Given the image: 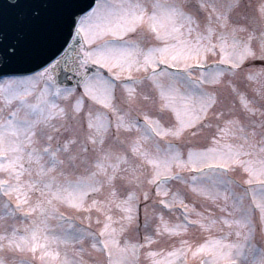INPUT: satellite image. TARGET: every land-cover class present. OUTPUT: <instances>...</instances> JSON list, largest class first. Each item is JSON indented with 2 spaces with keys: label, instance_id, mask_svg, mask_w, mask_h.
<instances>
[{
  "label": "snow or ice",
  "instance_id": "snow-or-ice-1",
  "mask_svg": "<svg viewBox=\"0 0 264 264\" xmlns=\"http://www.w3.org/2000/svg\"><path fill=\"white\" fill-rule=\"evenodd\" d=\"M73 51L77 82L62 87L55 73ZM0 95L12 108L0 109V264H34L38 250L46 264L53 243L85 240L104 257L94 264H264V249L240 259L264 232V0H3ZM213 127L206 145L186 139ZM77 161L86 175H54ZM64 205L88 220L94 210L96 231L73 227ZM17 212L34 217L22 233L6 225ZM49 219L72 232L50 235ZM197 227L221 235L183 238ZM165 237L181 238L153 250Z\"/></svg>",
  "mask_w": 264,
  "mask_h": 264
},
{
  "label": "rangeland",
  "instance_id": "rangeland-1",
  "mask_svg": "<svg viewBox=\"0 0 264 264\" xmlns=\"http://www.w3.org/2000/svg\"><path fill=\"white\" fill-rule=\"evenodd\" d=\"M255 1L256 0H246V2H251L252 4H255L256 3ZM146 38H148V36ZM140 43H141L142 46H145L142 42H140ZM70 57H73V56H70ZM71 62L72 61L70 59V63H68V65H67L66 68L72 67V63ZM258 65H261V62L260 61H259ZM259 67L260 66H257V68H259ZM62 68H65V67H61V68H59V69L56 70L55 76L58 74V72ZM242 74L243 73L238 74L237 78H235L238 85L240 84V76L243 77ZM62 81H65V80H62ZM253 86H255V84ZM239 87H241V86L239 85ZM246 94L248 95V97L250 99H252L254 97V96L251 97V94L250 93H247L246 92ZM256 99L258 100L257 97H256ZM233 102L235 103L237 109H239V100H238V98H235V100H233V97L231 95H229V103H233ZM59 103L61 104V106H64V107H67V105H68V102L67 101H64L63 99H61L59 101ZM12 107H15V104L14 103H13ZM0 109L3 110V112H4L5 115L7 114V112H9V111L12 110L11 107H6L5 106V104H4V98H3L2 95H0ZM213 123H215V122H213ZM215 131H216L215 127L211 128V129H205L204 132L201 135H199V136H197L195 138H190V139L188 137H186V139L191 140V142H192L193 145H195L197 147H201V146L206 145V144L209 143L210 136L212 134H214ZM257 131H259V129H257ZM236 139H237L236 137L229 136L227 138V141L226 142H229V143L236 142ZM257 139H259L258 136H257ZM221 140H222V142H224V138H221ZM59 171L60 170L58 169L57 173H54V175H57L58 180H60L61 182L65 181V180H75V179H78L79 177H81L82 175H86L85 165H83L82 163H80L78 161L77 162H73L72 164L66 163L65 166H64V169H63V171L65 173L63 176L59 175ZM230 174L232 175L233 179H235V180H238V179L240 180L241 179V174H240V171L239 170L235 171L234 173L232 172ZM27 178H28L27 177V174H25V176L23 177V179L26 180ZM171 186L172 187L179 186L181 188H184L185 187L184 185L180 184V182H177V181L172 182V185ZM244 187L246 188L248 186L245 185ZM244 187H237V188H235V191L236 192H243V190H241V188H244ZM121 191H123V188H121ZM250 196H251V193H249L248 197L245 200V204L246 205H247V203L250 200ZM33 198H35V197H33ZM100 198H102V196ZM186 202H192V197L189 196V199ZM220 202H222V199H221ZM195 203H196L197 211H203V210H205L206 205L204 204L203 201L197 200V201H195ZM12 206L15 207V200H14V198H13V201H12ZM65 210H66V205L60 207V211L61 212H64ZM75 211H77V210H75ZM64 214L66 216H71V214L68 213V212H64ZM77 214L79 216V223H78L77 226L83 227L85 229H89L90 231H96V229L98 227L97 224H96L97 213L94 210L91 213V216H92V219L91 220H88L86 218H83L82 216L85 214L83 212L81 213L80 211H78ZM211 214L214 215V216L221 215V213L219 212V209L218 208L212 209V213ZM2 215H3L2 209H0V216H2ZM177 215L178 214H174L173 215V220H172L173 223L176 222ZM141 216L143 217V211H142ZM35 218L38 219V217H35ZM33 219H34V217L30 213L26 217L24 215V213L17 212L15 218H11V217L6 218V225H8V226L15 225L19 229V231L22 233L23 230H24V226L25 225H30L33 222ZM71 221L74 222V219H71ZM142 221H143V219H142ZM64 223H65V221H63V220L49 219V221H48V228H47L48 233L50 235L51 234L59 235L61 232H68L67 229H69V232H72V228H69L68 227V224H65L64 225V227L66 228L65 230H64V228H62L60 226V225H63ZM73 227H74V225H73ZM225 230H227V229H225ZM140 234H141V236L144 234L143 228H141ZM220 235H221V233L216 228H212L209 231H203V230H201V229H199L197 227V228L190 229L189 232L186 235H184L183 238L184 239H187V240H189L190 242H193V243H202L205 240L209 239L210 236H217L218 237ZM257 236L258 235L255 234L254 239L252 241V243L255 245V248L256 247L258 248L259 247L258 244H261V241H259L258 243H256ZM179 238L180 237H175L174 239H172V238L165 237L164 239H161L157 243H155L152 246V248H153V250H159V249H165V250H167L174 243V240H179ZM232 239H235V237H232ZM74 244H75L76 247L75 246H72L71 247V249L73 247H75L74 248V251L67 248L68 245H74ZM263 246H264V243L262 244V247ZM51 247L53 249H55L56 251H58L60 255H59L58 260H52L51 258H46V264H49V262H50V264H59V262L60 261H63L65 258H67V260L69 262H73V261L78 262L81 258H84L83 260L87 261L88 264H94L95 261L103 260V258H104L99 253L98 250L97 251L92 250L90 248V244H84V242L83 243H78V242L69 241L67 243H59V244L53 243L51 245ZM81 247L84 249L83 252H79V249ZM260 250L261 249H259V253H260ZM88 253L91 256L88 255ZM259 253H257L255 251V249L253 251H251V252H249L246 249L245 256L244 257H241L240 259L241 260L247 259V260L251 261L254 258H258L259 255H260ZM86 254H87V256H90V257H85ZM3 255L7 256L8 254L7 253H4ZM24 255H25V257L27 259L33 260V257H32V254L31 253H26ZM34 264H41V261H40V258H39V250L36 253V257H35V260H34ZM140 264H146V258H144L143 255H141V257H140Z\"/></svg>",
  "mask_w": 264,
  "mask_h": 264
},
{
  "label": "water",
  "instance_id": "water-1",
  "mask_svg": "<svg viewBox=\"0 0 264 264\" xmlns=\"http://www.w3.org/2000/svg\"><path fill=\"white\" fill-rule=\"evenodd\" d=\"M0 2H3V0H0ZM91 0H78V3H81V4H86V3H90Z\"/></svg>",
  "mask_w": 264,
  "mask_h": 264
}]
</instances>
